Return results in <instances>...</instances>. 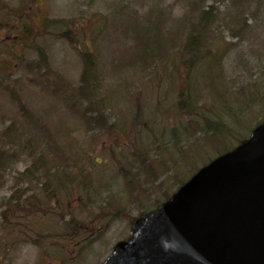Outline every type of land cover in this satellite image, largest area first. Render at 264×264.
Listing matches in <instances>:
<instances>
[{
    "label": "rangeland",
    "instance_id": "obj_1",
    "mask_svg": "<svg viewBox=\"0 0 264 264\" xmlns=\"http://www.w3.org/2000/svg\"><path fill=\"white\" fill-rule=\"evenodd\" d=\"M203 11L213 18L209 45L229 48L223 67L229 83L264 74L259 63L264 61V0H0V151L12 156L13 162L0 177V212L8 218V224H0V264H101L114 245L127 238L140 213L153 210L174 193L175 175L166 168L170 161H178L180 152L171 145L175 97L165 89L169 78H159L167 66L172 67L173 52ZM39 17L56 23L57 29L44 23L42 30L47 31L41 35L38 27L32 31L28 42L33 48L15 46L18 30L7 26ZM137 22L140 27L156 22L163 38L158 44L144 43L140 35L138 42L133 33ZM85 51H97V99L103 108L100 116L80 97L76 120L46 91L56 84L66 105L73 102L67 88L79 87ZM188 77V68L181 67L172 86L186 90ZM204 80L195 85L200 97L206 93ZM262 86L263 82L257 88ZM258 112L255 120L264 117V109ZM199 116L202 119L203 112ZM24 118H36L55 141L46 142L44 132H30ZM97 118L119 128L122 137L97 126ZM8 128L25 132L24 138L34 137L39 144L30 149L6 138ZM54 143L59 162L72 152L80 160L77 168L63 166L69 173L67 181L73 179L66 188L55 186V177L46 187L39 184L43 169L35 161L44 147ZM161 162L166 164L162 168ZM26 170L40 181L23 177L19 182ZM153 175L157 177L149 198L138 197L139 189L151 187ZM128 180L138 185L132 194ZM23 195L29 205L16 209L13 204Z\"/></svg>",
    "mask_w": 264,
    "mask_h": 264
},
{
    "label": "trees",
    "instance_id": "obj_2",
    "mask_svg": "<svg viewBox=\"0 0 264 264\" xmlns=\"http://www.w3.org/2000/svg\"><path fill=\"white\" fill-rule=\"evenodd\" d=\"M25 19H28V15H24ZM16 23L15 26H7L11 29L18 30L16 36L15 46H27L33 48V44L28 41L34 37L32 31L36 30L41 35L43 24L48 23L54 29H57V24H51L48 20H44L43 17H39L37 21H26ZM103 17L100 22L105 21ZM212 16L210 12L203 11L196 18L194 25L191 28L189 36H186L183 44L173 52L171 65L167 66V69L160 75L159 80L167 76L169 78L165 87L167 92L174 94L175 99L172 104V112L177 116L175 125L171 130L172 141L171 145L176 147L178 161H170L166 172L174 173L175 186L178 188L182 185L193 173H195L200 167L208 164L215 157L222 155L232 149L234 144L238 145L245 141L252 129L258 125L264 117L255 120L261 114L258 112L260 109H264V74L254 79L249 78L248 81L243 82L241 77H237V80L233 83L230 82V78H226L223 74L224 62L229 48L227 45L212 47L209 45L210 33L208 28L212 23ZM29 20V19H28ZM35 26H32L36 24ZM98 23V24H99ZM18 25V26H17ZM133 29V33L139 42L140 35L144 38V43H159V39L163 38L160 33L157 23L151 22L149 26L140 27L139 22ZM1 27V26H0ZM62 29V28H61ZM142 29V30H141ZM97 31V29H96ZM94 30L88 31L91 34L92 41L94 40ZM66 33H68L66 31ZM37 34V35H38ZM65 36V31H62ZM176 34L175 32L172 33ZM39 35V36H40ZM56 33L54 34V36ZM63 39V37H62ZM95 40H98V34L95 33ZM143 43V44H144ZM12 45V44H11ZM3 49V48H2ZM36 49V48H35ZM1 53V51H0ZM36 54L40 56V52L36 51ZM96 52L85 51L82 53L81 61L83 68L80 75V84L76 89L67 88L69 96L73 99L70 105H66L62 98L61 92L56 84L53 85L52 92L58 99V104H61L66 111H72L77 117L80 115L79 111V99L80 97L87 103H89V110L97 113L101 116V110L103 103L97 99V84H98V72L95 63ZM263 65L264 61L259 62ZM181 67H187L189 71V77L187 83L189 87L175 88L172 86V81H178L180 77ZM204 68V73H200V69ZM62 81L60 76H55ZM204 80L206 87L205 96H201L200 89L195 88V85L199 83V80ZM263 82L261 88L257 86ZM63 84L61 82L59 87ZM67 87V85H66ZM253 89H256L252 91ZM212 95L211 97H208ZM219 105V108L217 107ZM217 107V108H216ZM261 107V108H260ZM256 111V116H252ZM203 112L204 117L201 119L199 114ZM211 113V117H206L207 113ZM183 117V118H179ZM96 124L99 127H106L109 131L113 132L116 137L121 138L119 128L115 125L107 124L104 118H97ZM201 120H203L201 122ZM25 128L29 131L44 132V135L48 137L46 142H54L48 133L39 125L36 118H24ZM179 121V122H178ZM25 132L14 131L10 128L4 131L6 138H12L13 140H19L20 143H26V146L31 149L32 144H39L34 137L24 138ZM55 149H52V147ZM44 147L41 154L38 155L36 163L40 164L43 169V175L41 178V187H46L51 177L56 178V185L62 188H66L67 184L72 180L66 179L69 173L63 166H70V168H77L75 163L79 162L75 157L77 153L72 152V156H63V161L59 162L57 154L59 147L56 143ZM183 150V151H181ZM50 151H55L50 153ZM49 152V153H48ZM49 154V155H48ZM12 156H9L6 152L0 151V177H5L8 170L11 168L13 162ZM61 159V158H59ZM164 162L160 163V167H164ZM182 168H181V167ZM150 167V166H149ZM70 171V169L68 170ZM73 175V174H71ZM23 177H28L29 181H40L39 176H31V171L26 170V173L19 178V182H22ZM70 177V176H69ZM157 176H151L149 181L150 188H142L137 191V196L143 199H148L151 191L154 189L152 184ZM127 179V178H125ZM134 180H128L127 190L129 194H132L138 187L133 183ZM162 185V184H160ZM25 195V194H24ZM23 195V196H24ZM25 197V196H24ZM14 197L8 202H11ZM21 198L13 206L18 209L25 204L29 205V199L27 197ZM165 199L164 201H166ZM158 206L159 204H155ZM30 208V206H29ZM36 210H40L35 207ZM140 209V207H137ZM144 213H140L139 216ZM14 217V216H13ZM12 218V216L10 217ZM0 224H8V218L4 211L0 212Z\"/></svg>",
    "mask_w": 264,
    "mask_h": 264
},
{
    "label": "water",
    "instance_id": "obj_3",
    "mask_svg": "<svg viewBox=\"0 0 264 264\" xmlns=\"http://www.w3.org/2000/svg\"><path fill=\"white\" fill-rule=\"evenodd\" d=\"M103 264H264V122L138 219Z\"/></svg>",
    "mask_w": 264,
    "mask_h": 264
}]
</instances>
